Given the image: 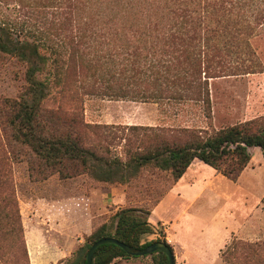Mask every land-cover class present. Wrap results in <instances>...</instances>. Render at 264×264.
Masks as SVG:
<instances>
[{
	"label": "rangeland",
	"instance_id": "374dc122",
	"mask_svg": "<svg viewBox=\"0 0 264 264\" xmlns=\"http://www.w3.org/2000/svg\"><path fill=\"white\" fill-rule=\"evenodd\" d=\"M62 5V0H0V19L13 25L15 37L33 40L26 29L39 28L55 41L56 51L42 50L49 60L39 77L51 86L45 105L48 111L67 118L63 129H72L82 145L95 147L99 153L108 148L113 155L124 157L125 140L121 135L126 133L125 125H159L176 131L190 127L211 133L249 119L264 118V28L250 39L258 59L254 72L209 78V103L201 99H168L162 94L144 101L132 94L109 95L110 85L125 84L126 88L137 90L139 85L131 84L136 79L130 78L131 63L145 65L146 56L160 58L163 52L159 43L163 41L157 43L158 39L152 36L147 38L149 47L142 48L143 34L133 36L121 27L115 32L106 18H91L88 13H81L78 21L75 16L71 25L63 18ZM136 49L139 54L132 55ZM25 71L24 62L0 50V151L5 154L6 166L11 167L9 178L24 237L23 243L9 233L8 225L0 224V264H65L102 224L112 229L115 213L125 207L150 209L149 220L167 236L152 212L171 188L172 194L166 198L161 213L173 216L178 245L172 248L179 255L178 264H186L180 259L182 255L188 264H203L198 260L199 254L208 244V256L215 258L213 248L225 230L216 229L219 224L236 232H248L246 238L232 235L219 252V264H264L261 148L250 149L253 159L236 181L199 159L178 182H174L170 170L153 165L142 168L128 183L101 182L86 173L68 178L57 172L46 177L31 175V163L38 166L39 162L28 147L8 139L4 115L6 100L19 98L27 86ZM73 117L78 123L70 127ZM189 205L191 208L186 209ZM195 216L202 220L195 221ZM208 231L213 235L210 240ZM153 256L154 252L117 258L112 264H155Z\"/></svg>",
	"mask_w": 264,
	"mask_h": 264
},
{
	"label": "trees",
	"instance_id": "16d2710c",
	"mask_svg": "<svg viewBox=\"0 0 264 264\" xmlns=\"http://www.w3.org/2000/svg\"><path fill=\"white\" fill-rule=\"evenodd\" d=\"M62 3L63 18L71 25L75 16L78 21L81 13H88L91 18H106L115 32L121 27L133 36L143 34L142 48L149 47L147 38L152 36L158 39L157 43L163 41L159 43L163 52L160 58L146 56L145 65L131 63L130 78H136L131 84L139 85L138 89H128L125 84L110 85L109 95L132 94L146 101L162 94L168 99H201L209 103V78L251 73L258 63L250 39L264 28V0H62ZM14 30L13 25L0 19V50L25 63L27 86L19 98L6 100L4 115L8 139L28 147L39 162L38 166L31 163V175L46 177L57 172L68 178L86 173L101 182L128 183L142 168L153 165L170 170L177 182L191 163L199 159L236 181L251 161L250 149L259 147L264 153V118L249 119L211 133L190 127L176 131L159 125H125L126 133L121 135L125 140L124 157L113 155L108 148L99 153L95 147H86L72 129H63L67 118L48 111L45 105L51 86L39 77L49 60L42 50L56 51L55 41L39 28L26 29L33 40L15 37ZM136 51L132 55H138ZM128 69L125 66L124 71ZM148 78L152 81H147ZM150 85L154 87L151 90ZM69 122L72 127L78 120L73 117ZM5 158L0 151V159ZM1 162L0 224L8 225L9 233L24 243L18 202L9 178L11 167L6 166V159ZM150 214L151 210L143 207L120 209L114 215V227L102 224L65 264H86L89 248L103 237H115L139 249L162 241L173 250L164 230L149 220ZM131 257L120 246L107 243L96 249L93 264H112L117 258ZM153 259L155 264H168L164 252H154Z\"/></svg>",
	"mask_w": 264,
	"mask_h": 264
},
{
	"label": "crops",
	"instance_id": "0c3cea01",
	"mask_svg": "<svg viewBox=\"0 0 264 264\" xmlns=\"http://www.w3.org/2000/svg\"><path fill=\"white\" fill-rule=\"evenodd\" d=\"M253 157L251 158V161H252ZM250 161V163H251ZM194 162V161H193ZM192 162V163H193ZM191 163V164H192ZM191 166V165H190ZM189 168V167H188ZM188 170V169H187ZM186 170V171H187ZM186 173V172H185ZM184 173V175H185ZM184 175L178 180H182L184 178ZM177 181V182H178ZM191 183H194L195 181H192L190 180ZM172 189V188H171ZM171 189L168 191V193L166 195L163 196V198L157 203V205L155 206V208L153 209V212H152V215H155L156 216V219L157 221H161V224L164 226V229L167 233V239H168V242L169 244L172 245L173 248H175L176 245H178V242H177V237L174 235V230H173V226L175 223H173L172 221V218L173 216L171 214L169 215H165V212L164 213H161V207H163V205L165 204L166 202V198L169 197L170 194H172V191ZM191 206L189 205V207L187 206L186 209H190ZM163 209V208H162ZM160 210V211H159ZM184 212V210L182 211V213ZM194 218V217H193ZM195 221H201L202 218L201 217H196L195 216ZM217 228L216 229H221L222 227H225V230H224V237L216 244V246L213 248L214 250V257L215 258H211L208 256V253L207 251L209 250V246L210 244L206 245V247H204L203 249V252H200L199 254V262L200 263H203V264H219V260H220V251L221 249H223V247H225V245L228 243L229 239L232 237V235L235 233V234H238L240 235L241 237H245L246 238V235L248 232H244V231H234L232 230L231 227H227L225 225H222V224H219L216 226ZM245 233V234H244ZM207 237L208 239L210 240V238H212L211 236H213L212 234H210V231H208L207 233ZM252 237V236H250ZM180 249L182 250L183 248L180 247ZM182 255V254H181ZM174 256H175V261H176V264H178V260H179V255L177 256L176 255V252H174ZM180 259L185 262L186 264H188V259L185 257V256H181ZM117 259L114 260V262L116 261ZM113 262V263H114ZM223 264V263H222Z\"/></svg>",
	"mask_w": 264,
	"mask_h": 264
},
{
	"label": "water",
	"instance_id": "95a60500",
	"mask_svg": "<svg viewBox=\"0 0 264 264\" xmlns=\"http://www.w3.org/2000/svg\"><path fill=\"white\" fill-rule=\"evenodd\" d=\"M107 243L116 244V245L120 246L121 248H123L125 250V252L127 254H129L131 256H142V255H147V254H150L153 252L161 251L167 255L168 264H176L174 252L170 248V246L168 244H166L165 242L157 241V242H154V243L150 244L149 246H147L143 249H139V248L134 247L132 245H129L125 242H122L115 237H103V238L95 241L91 245V247L89 248V250L87 252L86 264H93V259H94V254H95L96 249L100 245L107 244Z\"/></svg>",
	"mask_w": 264,
	"mask_h": 264
}]
</instances>
